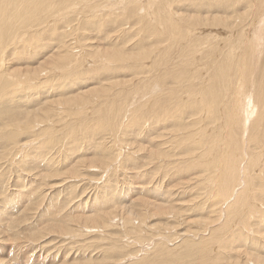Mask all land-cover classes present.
<instances>
[{
	"label": "bare ground",
	"instance_id": "1",
	"mask_svg": "<svg viewBox=\"0 0 264 264\" xmlns=\"http://www.w3.org/2000/svg\"><path fill=\"white\" fill-rule=\"evenodd\" d=\"M141 1L116 0L111 3L110 0H0V58L3 63L0 62V167L6 164L5 160L9 155L13 156L23 149V144L26 143L19 144V137L23 132L35 125L44 124L58 127L59 132L52 127L43 129L46 134L49 132L51 135L46 140L41 139L37 145L34 144L32 150L25 153L19 151L23 156L18 162L25 171L36 169L34 175L39 174L41 182L63 169L61 165L65 160L56 157L63 150L59 146V135L64 131L72 135L69 134L73 151L78 147L82 136L88 134L86 138L93 142L90 147L94 157L89 162V165H94L93 168H97L98 164L103 168H107L108 163L113 168L131 164L130 169H141L139 175L147 180L144 183H151L152 173L162 176L168 174L167 181L180 178L188 182L190 186H180L178 190L174 187L172 191L167 184L164 185L165 189H161L163 184L155 178L158 184L154 182V185L152 182L148 185V194H144L142 190L143 197L125 204L118 195L119 188L115 183L118 182L117 175L108 172L109 175L104 180L101 178L102 183L97 188L98 195H101L99 198L94 195L95 202L91 203L93 212L78 218L85 224H91L88 227L95 228L94 230L104 228L100 242L104 241L106 246L100 249L101 253L95 258L89 254H78L81 259L73 258L70 263L264 264V232L258 228L259 236L255 242H251L247 235L241 234L239 223L236 224L237 219H240V223L245 222L249 215H258L260 218H254L255 227L261 226L264 221V20L261 21L264 18V0H145L148 2L146 5ZM197 8L202 9L205 15L197 14ZM107 19H113L116 23L114 30L121 38L111 35L112 39L106 42L107 46L84 44L88 40L84 36L89 32L88 28L96 29L97 22L103 25ZM253 25L254 36H248ZM201 27H210L211 30L199 32L198 29L203 30ZM219 29L226 31V38L216 35L220 32ZM14 34L16 38L20 36L21 40H25L9 48L7 44L12 42ZM32 37L35 41L28 44L26 52H21L20 48L25 47ZM232 40H238V43ZM80 42L81 45H78ZM86 47L89 49L84 50ZM80 50L86 55L91 52L96 54V58L90 60L92 63L88 65L89 68L82 66L87 57L76 53ZM148 58L150 64L146 65ZM202 68L209 74V79L205 78L206 82L202 81L204 77L198 79V75L204 71H200ZM103 69L107 72H102ZM89 72L94 74V91L98 90L100 93L95 105H105L101 114L99 109L97 116H93L97 119L95 124L86 120L89 118L86 113L88 106L84 111L79 109L80 105H68L74 99L72 95L62 94L64 97H59L55 105L52 103L54 100L45 96L48 94H40V91L35 96L25 94L22 102L14 100L13 93L16 90L43 87L42 83L48 80L66 79L61 86L62 92L65 90L64 86L68 88L77 85L78 88L82 76ZM119 72H125L128 75L124 76L129 77L115 75ZM66 75H71L72 79L68 80ZM30 81L34 84L29 85ZM56 93L61 95V91ZM41 95L45 98L42 99ZM93 97L84 96V101L88 102ZM242 98L245 100L244 104ZM122 99L125 100L124 103H120ZM114 100H120V104ZM131 103L133 105L129 106ZM94 112L93 108L92 114ZM204 121L210 124V130L206 129L208 124L204 126ZM164 129L168 131L165 132ZM107 133L111 134L110 144L106 143ZM153 133L156 141L162 138L154 148L142 150L140 144L126 141L127 150L122 152L124 148L119 146L127 137L150 136ZM67 142L68 140L65 144ZM76 152L78 150L73 155ZM143 152L145 154L138 158ZM28 154L30 157H27ZM137 159L140 162L136 164ZM7 169L0 170V194L7 186L3 187L2 181ZM71 170L75 175L84 174H80L76 164ZM85 171L89 172L88 169ZM67 172L68 169L65 173ZM137 179H140L139 176ZM37 186H29V192L24 194L32 196ZM19 191L13 192L14 196L10 199L2 196L0 201V230H5L14 238H20V232L16 228L23 222V218L20 215L14 216L8 210V200L15 201L23 190ZM187 193L189 199H175L178 196L182 198ZM41 195L44 196V193ZM46 205L55 206V199L47 201ZM66 208H70V205ZM114 211L123 213L124 222L129 223L125 232H136V227L130 224L133 218H138L142 226H145L147 214L165 218L163 228L172 230L177 225H171L172 222H177L179 219L176 221L175 218L182 213L186 217H183L186 226L189 224L190 227L181 233L174 229L173 236L170 233L167 236L163 234V237L160 231L159 236L154 237L157 239L156 244L153 247L151 245L152 249L142 248L143 252L138 254L139 257L133 255L134 260L128 261L130 253L123 249L122 243H114L113 237L116 234L110 231L113 228L106 229L109 222H114H111ZM193 212L195 215L192 219L195 222L187 223L186 220H190L192 216L189 213ZM69 214L71 213L67 212L62 216L59 222L52 220L57 224L51 225V229L57 228L60 237L73 232L70 223L74 222H67L73 219V216L68 218ZM149 229L152 230L150 227ZM249 230H252L251 235L255 232L253 228ZM39 233V229L32 227L26 233L27 236L23 234V238L32 243L43 237ZM174 237L179 239H174L178 244L170 248L166 241L173 242ZM232 237L235 240L229 242ZM237 237L242 239L243 246L245 244L252 251L236 244ZM10 239L6 238L4 242ZM221 240L220 247H226V250L220 251L214 246L217 243L219 246ZM0 252L7 253V247L2 245ZM224 255L225 261L220 262ZM40 258L35 259L36 263L42 262Z\"/></svg>",
	"mask_w": 264,
	"mask_h": 264
},
{
	"label": "rangeland",
	"instance_id": "2",
	"mask_svg": "<svg viewBox=\"0 0 264 264\" xmlns=\"http://www.w3.org/2000/svg\"><path fill=\"white\" fill-rule=\"evenodd\" d=\"M110 1H111V3H114L116 0H114V1L113 0H110ZM141 3L144 4V5L148 4V2L145 1V0H142ZM197 11H198L197 14L202 15V16L205 15L204 13H202V11H203L202 9L197 8ZM263 20H264V18L261 21H263ZM73 22L76 23V20H74ZM115 24L116 23L113 21V19H107V20H105L104 23H103V25L101 24L102 26L97 22L96 25H95L97 27L96 29L88 28L89 29V32L87 34H84V36L87 37L88 40L84 41L83 43L84 44L91 45V46H94V45H104V46H107V43L106 42L111 41V39H112L111 35H113V34L115 36H119L120 35V34H116L117 32H115V30H114V25ZM86 26H88V25H86ZM62 27H63L62 29L65 28L63 25H62ZM88 27H90V26H88ZM253 27H254V25L250 29V33L251 34L250 33L247 34L248 36L249 35H253L254 36V34H252V33H254L253 32ZM93 28H95V27H93ZM201 28L203 30H201V29H198V30H199V32H202L203 31V33L204 32L206 33L208 30H211L210 27H208V28L201 27ZM216 30H218V29H216ZM251 30H252V32H251ZM189 31H190V28H189ZM195 32H197V34H198V31L197 30H195ZM15 34H14V36H12L13 38H15V40L12 38V42H10V44H7V46L9 48L12 45H14V44H19L20 42L22 43L25 40V39H22L21 40V37L20 36L18 38H16V35ZM223 34L225 36H222ZM199 35H202V33L199 34ZM216 35L217 36L219 35L221 38H223V37L226 38V31H223V30L221 31L220 30V32L217 33ZM34 41H35V38L34 37L30 38L28 40L26 46L20 48L21 49L20 51L21 52L22 51L23 52H26L28 50V48H29V45L28 44L29 43H33ZM117 41H119V40H112V42H117ZM232 41L234 43H238V40H232ZM263 43H264V37H263ZM78 45H81V42ZM7 46H6V48H7ZM9 48H7V50H9ZM83 49L84 50L85 49H89V47H86V48H83ZM80 51L79 52H76V53L77 54L82 53V55H83L84 54L83 53L84 51L83 50L81 52ZM3 54H4V52H3ZM3 54H1V55H3ZM84 55H85L84 58L87 57V58L84 59V61L85 62L87 61V63L88 62H90V63L87 64V63H85L83 61L82 66L84 68H87V67L89 68L88 65L92 63L91 61L94 58H96V54H93L91 52V54H88V55L84 54ZM196 55H198V54L196 53ZM212 59H213V61H215L213 57H212ZM203 61H205V59H203ZM263 61H264V58L262 59V62ZM0 62H1V64H3L2 63V58H0ZM146 63H145L146 65H149L150 64L149 58L146 60ZM209 63L210 64H213L212 61H210ZM111 64H113V63H111ZM207 67H205V68H207ZM203 70L204 69L202 68L200 71L202 72ZM117 71H119V70H116V72ZM102 72L106 73L107 70L106 69H103ZM204 72H205V75H204ZM87 74H88V77H87ZM87 74H85V75L82 76L83 79H81V81H80L81 83L78 84L79 85L78 88H77V85H73V86L68 87V88L66 86H64V89L65 90L62 92L61 86H62V84L64 82H66V79H59L58 81H56V80H52V81L48 80L47 82L45 81V83H42V85H44L43 87L42 86H39V87L24 88L23 90H19V89L16 90L13 93L14 100L17 101V102H22L23 101V96L25 94H28L30 96L29 93H31L32 95L35 96L37 94L36 92L39 93V91H40L41 92L40 94H42V93H43V95L45 93L48 94V95H45V96L48 97L47 99H49V100H51V99L54 100V101H52V103H54V105H55V104H57L56 101L58 100L59 97H61V98L64 97L62 94H64V95H72L74 97V99H73L72 102H69L68 105H71L73 107L76 104L77 107H80L81 106V108H79V109H83L84 111H85V108L88 106L89 108L87 107L88 110L86 109V113H88L89 118H86V120H88V122L91 123V124H95L94 121H96L97 119L95 120V118L93 116H97V114H98L97 110L100 109L99 112L101 110L103 111L105 105H104V103L98 104L99 106H96L95 105L96 104V101H97V99H98V97L100 95V93L98 92V90H95L94 91L95 88H93V85L95 86V84H94L95 78H93L94 77V74H91L90 72L87 73ZM125 74H127V73H125V72L115 73V75H117L119 77H124V78L129 77V76H124ZM49 76H51V75H49ZM198 76H199L198 79H201L202 77H204V78H202V81H204V82H206L207 79H209V78H207L209 76V74L206 73L205 70L202 72V74L200 73V75H198ZM66 78H68V80L69 79H72L71 78V75H66ZM205 78H207V79H205ZM87 81H88V83H87ZM34 82L37 84L36 81H34ZM69 82H71V81H69ZM32 84H34V83L32 82ZM32 84H31V81H30L29 85H32ZM24 85H25V83H24ZM40 87H42V88H40ZM19 88H22V87H19ZM89 89H90V92L91 93L89 92ZM59 91H61V95L58 96L57 94H59V93H56V92H59ZM43 95H41V98L42 99L45 98V97H42ZM83 95L85 97H87V98H89V97L91 98V97L94 96V97H96V99L93 97L90 101L85 102ZM184 99H185V97H184ZM114 101H116V100H114ZM124 101L125 100H123V101L120 102V100H117L116 103L117 104L119 102L120 103H124ZM242 101H243V98H242ZM244 102H245V100L242 102V104H244ZM83 103H84V105L85 104H87V105L84 107ZM132 103L134 104L135 102L132 101ZM132 103L131 104H128V105L131 106V105H133ZM68 105L65 104V107H68ZM92 105H93V107H92ZM94 105L96 107H98V108L94 107ZM126 105H127V103H126ZM101 106H103V107H101ZM93 108L95 110L94 114H92L93 113ZM99 114H101V112ZM202 114L203 113H201V116L203 118L204 115H202ZM76 120L79 122V119H76ZM205 124H208V122H205L204 123V126H205ZM80 126H81V123H80ZM209 126H210V124L206 125V127H207L206 129H209L210 130ZM47 127H52V126L51 125H44V124L35 125L32 128L30 127L29 129H27L25 131L27 133L23 132L24 134H21V136L19 137L20 138L19 144L26 143V144H23V149L18 150V152L16 154H13V156L12 155H9V157H7L6 160H5V163L6 164H3L0 167V170L7 169L8 168L7 169V172H6L7 173L6 174V177L7 178L5 177L4 180L2 179V181H3V187L5 185H7V186H5L3 188L2 192H1L2 194H0V201H2L1 200L2 199V196L3 197H9V199H10V198H12L14 196V193L13 192H16V190H20V191L23 190L22 193L19 195V197L15 201H9L8 200V202L10 203V205H8V210H10V212L12 214H14V216L20 215L23 218V222L16 228V230L20 232V238H14L12 236H9V234L5 230H0V247H2V245H4L5 247H7V253L0 252V264H5V263L6 264H38V263H36V260L35 259L36 258H39V257H41L40 259L42 261V262H40V264H69L70 261H71V259L77 258L79 260V259H81L80 256H82V255H88L89 254V255H91L90 257H94V258L97 257L101 253V250L100 249L106 246V244L104 243V241H103V243L100 242V239H101L100 236L103 233L102 230H104V228L99 227V228H97L98 231L97 230H94L95 228L92 229V228L88 227V225H91V224H85L84 222L79 221L78 218L80 216H82V215H87L86 213L89 214V213H92L93 212V211H91V205L95 202L94 201V195L97 196L99 194L98 193L99 190H97V188L101 185L102 179L104 180L107 177V175H109V173H111V172H113L114 174L117 175L116 178L118 179V182H115L113 180V178H111V179L113 180V182L116 183V186L119 188V190L117 188L119 198L122 197L120 200L123 203H125V204H131L132 199H135L136 200L138 197H143L142 196L143 192H141L142 190L144 191V194L145 193L148 194L146 192V189L148 188V185H150L152 182L153 183L154 182L155 183L159 182L160 184H163V188H161V189H165L164 185L167 184V187H169V190H172V191L174 190V187H175L176 190H178V188H181V187H183L185 185H189V184H187L188 182L185 181V179H180V178L177 179L176 181H172V180L171 181H167L168 178H169V176H167L168 174L167 175L166 174H163L165 176L164 177V176H162L159 173L158 174L152 173L154 175H153V177H152V175L150 177L152 179L151 183H149V184L148 183H144L147 180H143L142 175H139L140 172H141L140 171L141 169L140 170L132 169V168L130 169V165L131 164H127V166H124V167H114V168H113V165L111 163H108V165L106 166L107 168H103V167L100 166V164H98V167L99 168L98 167L97 168H93L94 165H89V162H90L91 158L94 157L93 154L91 153L92 148L90 147L93 144V142L91 141L90 138H86V136L88 134L85 133V135L82 136L83 138L80 139L81 142H79L78 147L76 149H74V151H73V148L71 149V147L73 145L72 144V138L70 137L72 135L70 134V132L67 134L66 131L61 132L60 135H59L60 136L59 146L60 147H63V150L60 151L59 156L56 157L57 159L59 157L60 160H65V162L61 165V169H62V166H63V169H62L63 171L60 170L58 172L60 174V176L57 173L56 175H53L49 179H44V182H41V178H40L39 174H38L39 177L37 175H34V173H36V171H35L36 169H32L31 171H25V170H23L18 165L19 164L18 162L20 161L21 157L23 156V154H21V153H25V151L32 150L34 144H36L37 142L41 141V139H43V138L46 140L47 139V136L48 135H51L49 132L46 134L44 132V130H43V129L47 128ZM92 127H94V125ZM52 128H54L56 132H59L58 127H52ZM164 130H165V132L168 131L167 129H164ZM209 130H207V131H209ZM102 133H100V134H102ZM155 133H153L150 136H148L149 134H147V135H143L142 137H139V136L138 137H134L133 136V138L127 137V138H125L124 140H122L120 142L119 146L120 147H123L125 149V150L122 149V152H124V151L127 150V142L128 143L140 144V146L143 148L142 150H144V149L145 150H148L150 148H154L155 145L158 146V144L162 141L161 140L162 138H160V140H158V141L155 140L156 138L153 137ZM69 134H70V136H69ZM78 136L80 137V133H78ZM105 136H107L106 137V141H107L106 143L110 144L111 143V134L110 133H107ZM61 137H62V139H61ZM65 137H66V139H65ZM69 138H71V139L69 140ZM66 140H68L67 144H65L66 143ZM218 141H220V139ZM34 148L37 149L36 146ZM86 148H87V150H86ZM55 149L56 148H54V150ZM67 150L70 151V152H68ZM77 150H78V152L75 153L76 155L75 154L73 155V153L75 151H77ZM19 151H21V153ZM116 152H117V150H116ZM144 154L145 153L143 152V154L142 155L140 154L141 156H139L138 158L142 157ZM15 155L17 156V158H16ZM27 157H30V154H28ZM64 157L65 158L67 157V158L64 159ZM79 157H81V158H79ZM73 162L76 164L77 169L80 170V174L81 173H84L83 175L82 174L81 175H79V174H76L75 175V174L72 173L71 167H73L75 165ZM139 162H140V160L137 159L136 164L139 163ZM72 164H73V166H72ZM22 166H23V164H22ZM82 166H83V168H82ZM95 166H97V165H95ZM64 167H67V168L64 169ZM85 167H87V168H85ZM146 167H148V166H146ZM148 168H150V167H148ZM67 169H68V172L65 173ZM87 169H88V171L90 173L87 172V171H85ZM256 169L257 168H255L254 170L256 171ZM124 173H125V175H124ZM155 175H157V176H155ZM68 176L70 178L67 179L66 177H68ZM103 176H104V178H103ZM136 176H137V178L139 176L140 179H137ZM185 176H186V174L183 177H185ZM122 178H124V179H122ZM155 178H156V181L157 182L155 181ZM165 178H167V179H165ZM29 179H30V181H29ZM38 179H40V180L38 181ZM19 180H20V182H19ZM88 180H90V181H88ZM100 180H101V182H100ZM2 181H1V183H2ZM27 181H29V182H27ZM139 182H140V185H139ZM38 183H39L40 186L38 185ZM155 183H154V185H155ZM57 184L58 185H61V186H58ZM73 184H75V185H73ZM170 184H172V185H170ZM22 185H23V187H22ZM54 185H55V187H54ZM136 185H137V187H136ZM29 186H30V188L32 186H34V187L37 186L36 191L33 192L32 196H26L24 194L25 192L26 193L29 192V190H30V188H28ZM67 186H70V187L68 188ZM139 186H141V187L139 188ZM12 188L15 189V190H12ZM137 188H139V189H137ZM81 189H82V191H81ZM68 190H69V192H68ZM90 191H91V193H90ZM100 191H102V189ZM3 192H4L5 195H3ZM73 192H74V194H73ZM168 192H170V191H168ZM41 193L42 194L44 193V196L41 195ZM65 193L67 195L66 197H65ZM77 193L79 194V197H78V194ZM100 195H98V198H99ZM92 197H93V199H91ZM67 198L70 199V200H68ZM71 198H73V200L76 199L75 200L76 202H73V200ZM151 198L154 199V197H152V196H151ZM54 199H55V206H47L46 205L47 201L48 202L50 200L53 201ZM78 199H79V201H78ZM175 199H180V200L181 199H189L188 193L182 195V198L180 196H178V197H175ZM41 200H43L42 203H41ZM62 202H63V204H62ZM66 203H69V204L67 205ZM58 205H60V206L58 207ZM69 205H70V208H66L67 206L69 207ZM86 205H87V207H86ZM72 207L75 210H73V209L71 210ZM112 210H114V209H112ZM67 212H70L71 213L68 216L69 219L73 216V219L71 221L67 220V222H74V223H70L72 225L73 232H70V234L61 235V237H60L58 235V233H57V228H52L51 229V225L57 224L56 222H53L52 220L59 222V220L62 218V216L66 215ZM4 213H6V211L3 212V214ZM118 214H120V215L122 214V215L120 216ZM189 214L192 215V216H190L191 219L195 215L194 212L192 214L191 213H189ZM254 214H255V212H254ZM179 216H177L176 217L177 219L175 218V220L177 221L179 219L181 221L178 220L175 223L172 222L171 225H173V224L176 225L177 224L176 225V228H174V229L176 231H178L179 233H181V231L184 232L185 231V228L190 227V225L187 224V226H186V223H185V218H186L185 217V214L183 215L181 213V216L180 217ZM183 217H185V218H183ZM111 218H112L111 219V222L112 221H114V222L113 223H110L109 222V225L107 226L106 229L109 230L110 228H113L110 231H112V233H115L116 234V236H115L116 238L113 237L114 243L115 242L116 243H122V245L124 246L123 249L125 251H127V253H130V256H129L130 258L127 257L128 258V261L134 260V257L137 256L138 254L141 255L142 252H143V251L141 252V249L142 248L147 249V248L150 247L149 249H152L153 245L156 244V239H157V238H154V237L155 236L158 237L160 233H161L160 235H162V236H163V234L165 236H167L170 233H171V236H173V234L175 235V230L174 229H172V230H174V232H173L170 229L168 230V228H163L164 226H162V224L166 222V219L165 218H163V219L162 218H156L155 216H151V215H148L147 214L146 217H145V220H144V225L146 224L145 226H142L141 221L138 218H133L130 221V224H131L132 227H136L135 228L136 229V232H125V230H126L125 228H126V226H128L129 223L124 222L125 219L123 218V213H121L119 211H114V213L111 215ZM254 218L257 219V220H260V218L258 217V215L257 216L256 215H249L247 217V220L245 222H241V223L239 221L240 219H237L236 220V224L238 225V223H239L238 226L240 227L239 230H240L241 234L242 235H247L249 237L248 240H250L251 242H255V240L258 238V236H259V234H258V228L261 230V232H264V221L261 220V221H263L262 222V225L259 226V227L258 226L255 227V223H254L255 221H253V220H255ZM191 219L190 220H186L187 223L189 221H190L191 224H193L195 222L194 219H192V220ZM116 220H118V221L116 222ZM168 220L169 221H173L172 218L171 219L168 218ZM250 223H252V226L251 227L249 226ZM153 224H157L156 225L157 227L155 225H153ZM86 225H87V227H86ZM112 225H114V226H112ZM123 225H124V228H123ZM32 227H35V228L39 229L40 230L39 236H43V237L42 238H39L36 241H32V243H30V242L28 243L27 242L28 239L25 240L23 238V234H25L27 236L26 233H28L29 230ZM149 227L152 230H150ZM251 228H253L256 233L254 232L251 235L252 230L251 231L249 230ZM89 230H93V231L91 233H89L88 232ZM156 230H159V231H156ZM100 231H101V233H99ZM160 231H162V232H160ZM140 232H141V234H140ZM153 232H155V233H153ZM94 233H97V235H94ZM134 234H136L135 235L136 237H134ZM71 235H72V238H71ZM8 237L11 238V239L8 242H4V240L6 238H8ZM120 238H121V241H120ZM149 239H150V241H149ZM174 239H177V237L172 238L173 242L172 241H166V243L168 244V246L170 245L169 246L170 248H174L173 246L178 244V243H175L176 240L174 241ZM177 240H179V239H177ZM196 240H197V237H195V241ZM234 240H235L234 237H232L229 240V242H233ZM147 241L150 242V243L148 244ZM241 241H242V239L239 238V237H237V240H236L235 243L238 244V245H240L241 247L245 248L246 250L252 251V249H250L249 247L247 248L245 246V244L243 246L241 244ZM126 242H128V243H126ZM221 242H222V240L219 241V246H218V243L215 244L214 246H216L217 250L218 249L220 251L226 250L227 249L226 247H220ZM242 243H244V242L242 241ZM88 244H89L90 247L88 246ZM151 245H152V247H151ZM254 245H255V243H254ZM149 249H147V250H149ZM54 251H55L56 254L54 253ZM240 252L241 251H239V253ZM133 255H135V256H133ZM139 255L137 257H139ZM52 259H54V260H52ZM241 260H243V258H241ZM222 261H225V255L223 256V258H221V261L220 262H222ZM121 263H123V262H121ZM70 264H76V263H70ZM173 264H175V263H173ZM182 264H184V263H182Z\"/></svg>",
	"mask_w": 264,
	"mask_h": 264
}]
</instances>
